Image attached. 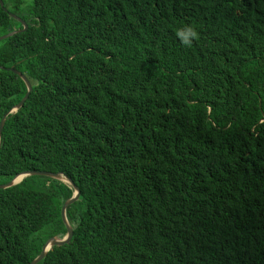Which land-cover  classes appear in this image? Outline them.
Returning a JSON list of instances; mask_svg holds the SVG:
<instances>
[{"label": "trees", "instance_id": "1", "mask_svg": "<svg viewBox=\"0 0 264 264\" xmlns=\"http://www.w3.org/2000/svg\"><path fill=\"white\" fill-rule=\"evenodd\" d=\"M4 2L0 35L24 28L11 13L28 29L0 42V186L40 171L80 190L71 240L37 264H166L147 240L171 213L206 222L187 264H264V0ZM10 67L33 89L13 114L27 86ZM74 193L47 176L0 189V264L62 239Z\"/></svg>", "mask_w": 264, "mask_h": 264}, {"label": "clouds", "instance_id": "2", "mask_svg": "<svg viewBox=\"0 0 264 264\" xmlns=\"http://www.w3.org/2000/svg\"><path fill=\"white\" fill-rule=\"evenodd\" d=\"M175 34L178 40L180 41V43L185 47L190 46L192 42L198 38V32L196 31L195 27L191 24L181 25L179 28L176 29ZM13 109L10 111V114L16 113L18 111ZM6 117L7 115L3 118V120H5ZM182 118H186V117H181V116L178 117V119H182ZM1 139H2V135H1ZM26 172H31V171H26ZM29 177H33V176L25 177L21 182H23L26 178ZM118 199L123 203H126L127 201L124 195H120ZM151 208H152L151 205L143 204L138 208V211H140L145 217H147L149 215L148 211L151 210ZM205 225L206 222L204 220L194 218L191 215L181 214V213H171L170 215L166 216L164 221V226L161 229L155 228L153 230H150V232L157 239L154 240L152 238H149L147 241L150 248L153 251L154 256L158 258L165 257L167 260L166 264H187L185 247L190 241H192L197 236V234L201 231V229ZM186 231H189V233H186Z\"/></svg>", "mask_w": 264, "mask_h": 264}, {"label": "water", "instance_id": "3", "mask_svg": "<svg viewBox=\"0 0 264 264\" xmlns=\"http://www.w3.org/2000/svg\"><path fill=\"white\" fill-rule=\"evenodd\" d=\"M13 17H15L17 19V21H19L24 26V28L22 30H16V31H13V32H11L9 34H6V35L0 37V42L5 40V39H8V38L14 36L15 34H17L19 32H22V31H25V30L28 29V24L21 17H18L16 15L13 16ZM14 72L23 79V81L25 82V84L27 86V89H28V92L26 93L24 98L13 109V110L17 111L28 100V98L30 96V93L32 92L33 89H32V85L30 84L28 79L22 73H20V72H18L16 70ZM4 123H5V120L2 121L1 126H0V149H1V135H2V131H3ZM28 176H47V177H50L52 179H57L59 181H62L64 183L69 184L71 187H73V190L75 191L73 197L71 199H69L64 204V206L62 208V212H61L63 222H64V224H65V226L67 228V234L62 239H57L56 237H54V238L50 239L49 241H47V243L45 244V246L42 249L41 254L34 261H32V263H31V264H37L42 259H44V257L52 249L53 246H55V245H63V244L68 243L71 240L74 231H73V229H72V227H71V225H70V223L68 221L67 210L80 197V190L77 187V185L68 176H66L63 173H55V174H53L51 172H40V171L25 172V173H22L20 175H17L11 182L1 185L0 189H8L10 187H13V186L19 184L25 177H28Z\"/></svg>", "mask_w": 264, "mask_h": 264}, {"label": "rangeland", "instance_id": "4", "mask_svg": "<svg viewBox=\"0 0 264 264\" xmlns=\"http://www.w3.org/2000/svg\"><path fill=\"white\" fill-rule=\"evenodd\" d=\"M0 5H1V7H2L3 9L5 8V2H4V0H0ZM10 15H11L12 18L16 19L15 17H13V16H15V14L11 13ZM16 20H17V19H16ZM0 37H2V36L0 35ZM10 70H11V71H15L14 67H10ZM27 92H28V89H27ZM198 140H199V139H198ZM198 140H197V141L194 140L192 143L196 144V143L198 142ZM192 143H191V144H192ZM197 157H198V156H196V158H197ZM196 158H195V159H196ZM193 166H194V165H193ZM194 167H195V166H194ZM188 175H189V173H188Z\"/></svg>", "mask_w": 264, "mask_h": 264}]
</instances>
